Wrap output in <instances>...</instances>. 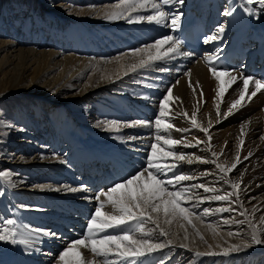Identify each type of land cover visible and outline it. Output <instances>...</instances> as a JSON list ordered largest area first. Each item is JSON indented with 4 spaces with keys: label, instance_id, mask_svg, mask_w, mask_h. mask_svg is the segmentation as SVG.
I'll return each instance as SVG.
<instances>
[{
    "label": "bare ground",
    "instance_id": "obj_1",
    "mask_svg": "<svg viewBox=\"0 0 264 264\" xmlns=\"http://www.w3.org/2000/svg\"><path fill=\"white\" fill-rule=\"evenodd\" d=\"M56 1L62 2L0 0V225L14 231L18 241H25H0V252L6 246L18 250L15 264H64L59 253L70 246L69 242L87 235L86 225L95 209L105 204L101 211L115 214L102 193L145 168L155 136L164 135L182 143L164 146L161 141L158 149L183 153L185 159L162 178L173 179L175 187L168 185L170 191L189 189L181 206L195 215L189 224L179 215L165 217L160 213L159 223L167 236L160 235L151 222L143 224L150 235H142L135 231L141 221H130L123 227L133 233L132 239L164 245L151 253L162 258L159 264H264V243L252 242L253 229L249 226V222L255 225L264 241V192L258 194L264 190V89L248 99L255 90L254 79H259L253 74V65L262 60L257 52L264 46V6L247 4L246 0H226L224 7L223 0H172L167 5L156 0L169 14L166 21L157 24L136 19L154 14L152 9L139 10L129 19H106L105 13L117 0H63L55 5ZM237 1L243 9L236 14ZM193 7L203 15L204 9L209 11L205 25L212 31L203 49L205 56L194 57L179 47V54L148 60L149 55H162L170 42L159 53L147 48L133 54V50L166 36L176 39L183 28L180 17ZM249 11L254 14L249 15ZM174 16L178 20L173 27ZM87 21L103 27L90 26ZM220 27L222 33L218 32ZM246 27L251 30L246 38L258 33L261 42L248 57L239 60L236 69L217 70V79L209 54L234 41L237 31ZM213 36L217 38L211 39ZM141 58L147 63L133 70ZM247 77L253 80L245 92ZM241 93L245 94L244 101L227 114ZM161 104L164 117H159ZM193 113L207 132L193 127ZM66 116L74 121L78 117L79 123L64 126ZM157 118L173 127L165 132L162 126L158 131L154 125ZM113 121L116 123H110ZM87 137L104 144L113 137L119 146L111 159L88 156L80 151L83 142L77 141ZM213 160L226 168L236 167L221 173ZM68 165L71 171L56 175ZM174 173L194 179L176 182ZM224 175L240 188L233 189L220 178ZM147 182L145 172L137 183ZM199 184L217 191L206 193L192 187ZM136 189L134 183L122 188L120 194ZM230 192L233 195L228 200L207 199ZM9 219L15 223L5 225ZM65 223L72 228L62 229ZM106 234L121 233L119 228H111L97 238ZM120 244L123 250L126 245ZM234 245L239 250H232ZM112 248L107 259L92 255L82 246L72 249L66 259H74L81 252L91 264H130L116 254L114 245ZM148 257L135 264L141 260L146 264Z\"/></svg>",
    "mask_w": 264,
    "mask_h": 264
},
{
    "label": "snow or ice",
    "instance_id": "obj_2",
    "mask_svg": "<svg viewBox=\"0 0 264 264\" xmlns=\"http://www.w3.org/2000/svg\"><path fill=\"white\" fill-rule=\"evenodd\" d=\"M172 0H162L164 5L171 3ZM176 3H182L183 0H175ZM247 4H259L264 6V0H246ZM152 9L154 14L147 16H137L136 19L143 21H155L157 24L163 23L168 19V13L164 12L161 8V4L157 3L156 0H117L114 3L113 9L109 12L105 13L106 19H129L133 13L139 10H148ZM226 15H230L231 13H225ZM249 15H253L254 13L249 11ZM178 17H173L171 20V24L174 27L177 23ZM218 32H223V27L218 29ZM217 37L213 36L211 39H216ZM170 46L165 50V52L156 55H149L148 60H160L168 56L169 54H179V45L180 40L174 39L172 36H166L160 40L155 41L152 45H148L142 49L133 50V54H137L140 52H144L147 48H155L157 53H159L160 48L169 44ZM207 42V41H205ZM119 59V58H117ZM147 61L143 58L140 59L138 64L132 66L133 70L137 67H144ZM213 75L219 79V75L217 74V69L213 67L211 69ZM249 80H253L252 77H247L244 79V89L247 92ZM255 90L250 93L248 99L251 100L258 92L264 89V79H254ZM167 101V96L164 98ZM245 94L241 93L239 99L235 100L230 106L228 113L231 114L232 110L235 109L238 105H241V102L244 101ZM217 115L220 113L219 106H217ZM226 114V115H227ZM183 115L187 116V113ZM164 104H161L159 117H164ZM192 125L195 128H199L203 132H207L206 128H201V126L196 122L195 113H193L192 117ZM115 124L116 122H110ZM149 124L153 122H147ZM154 125L156 129L159 131L163 126V130L167 132L168 129L172 128L173 125L165 124L164 121L160 118H157L154 121ZM177 131H188V129H177ZM211 140V137H208ZM155 143L150 145L151 155L147 160V164L145 168L139 170L132 177L115 183L106 193H102L107 196V202L113 207V212L115 214H108L101 211V208L105 207V204H101L100 208L95 209L94 214L90 217L86 228L87 235L81 239H78L74 242H69L70 246H66V248L59 253V260L63 261L64 264H91V262L86 261L81 252L76 253V257L74 259H66L69 255V252L74 248H80L81 246L84 249L90 251V253L94 256L104 257L107 259L109 255L112 254L113 248L115 246V252L121 258L128 260L130 264H135V261L140 260L141 257H145L146 255L151 254L153 251L163 247L164 245L153 243L147 239H132L133 233L128 232L123 226L127 225L130 221H141L140 224L137 225L136 232L141 233L142 235H150L149 232L145 231L143 226L144 222H151L156 225V228L159 229L160 235L167 236L168 233L160 226L159 223V214L163 213L165 217L172 215L175 217L176 215L181 216L183 219L187 220L189 224L192 223L191 216L195 215V213H190L189 210L185 207H182L181 204L184 199L185 193L189 191V189L185 188L182 190H172L170 191L168 185H173V179L164 180L162 177L169 171H173L175 167L178 166L177 162L185 159V155L183 153H177L174 150L165 151L164 147H160L158 149V145L160 142H163L164 146H174L180 145L182 140H176L171 138H166L164 135H156ZM199 143V142H198ZM186 147H195L196 145L186 144ZM212 156L216 157L217 153L212 152ZM174 157L173 161H168L166 158ZM197 160H200V157H196ZM191 163V159L188 161ZM207 162V161H205ZM237 162H239V157H237ZM212 163L216 164V168L219 169L221 173L230 172L232 169L236 167V164H233L231 168H226L223 164L216 163L215 160ZM145 172L147 173V183H137L142 181L145 177ZM222 180L230 183L233 189H239L240 185L237 182H231L227 180V176H221ZM194 177L183 175V174H175L174 180L176 182L191 180ZM137 184L136 191L129 190L125 193L120 194V190L122 188L128 187ZM192 187L202 188L206 193H214L217 191L214 187H206L204 184L193 185ZM71 191H77V189H70ZM233 195V193H227L225 195H215L212 197H207V199L214 200H228ZM84 199H89V197L85 196ZM99 199V196L96 197ZM230 209H221V211H228ZM208 210H205L207 213ZM153 213L157 214L153 216ZM245 213H241L244 215ZM264 221V217L261 218ZM15 221L9 219L4 222L5 225L14 224ZM165 223H171L170 220L165 219ZM239 223H243L242 221ZM249 226L252 227V242L255 244L264 243L259 238L257 227L252 225L249 222ZM193 227H195L193 225ZM111 228H119L121 234H106L102 237H99V233L106 232L107 229ZM52 235H56L53 233ZM232 235V233H229ZM16 233L12 231L10 228L0 225V241H11L12 243H24L25 241H17L15 239ZM185 238H187L185 236ZM203 238V237H201ZM87 241V243H86ZM124 242L126 247L121 250L120 242ZM168 244H171L172 241H167ZM186 247V245H185ZM232 250H239V246L234 245ZM215 254V253H212ZM226 254V253H225ZM197 255H201V253H197ZM111 264V262H108ZM140 264H143V261H140Z\"/></svg>",
    "mask_w": 264,
    "mask_h": 264
},
{
    "label": "rangeland",
    "instance_id": "obj_3",
    "mask_svg": "<svg viewBox=\"0 0 264 264\" xmlns=\"http://www.w3.org/2000/svg\"><path fill=\"white\" fill-rule=\"evenodd\" d=\"M57 2V1H56ZM62 2H64L63 0H62ZM62 2L61 1H58L57 3H55V5H59V4H62ZM59 3V4H58ZM211 5V4H210ZM15 34V33H14ZM14 97H18V95L17 94H15L14 95ZM69 111H71V113L73 112V109L71 110L70 109V107H69ZM62 114V113H61ZM227 118V117H226ZM226 118L224 119V120H226ZM77 119H78V117H77ZM76 118H75V121L74 120H70V118L69 117H67L66 116V118H65V120H63V125L64 126H70L72 123H79V119L77 120ZM47 121H49V120H47ZM78 137H80V136H78ZM257 138L259 139V138H261V134L260 135H258L257 136ZM260 140V139H259ZM262 141V140H261ZM244 147H246V145L244 146ZM36 149V148H35ZM212 150V149H211ZM231 148H229L228 149V156H229V158H232L233 157V152H231ZM17 152V151H16ZM242 153H243V151H242ZM220 159V158H219ZM138 162H139V160H138ZM68 166H70V165H68ZM127 167H129V166H127ZM68 168V167H67ZM67 168H64V170H59L57 173H56V175H60L61 174V172H64L65 170L68 172V169ZM262 192H264V190L263 191H261V192H259L258 194L260 195ZM12 203L14 204V205H18V206H21L20 205V203L19 204H16V203H14L13 201H12ZM238 205V204H237ZM145 223V222H144ZM152 224V223H151ZM149 227V226H148ZM147 227V228H148ZM262 239V238H261ZM264 240V239H263ZM149 257L148 258H146L145 260H146V264H153V262H154V264H156L157 262V264H159L161 261H162V258L160 259V257L158 256V257H156V254H149L148 255ZM151 256V257H150ZM156 259H158V260H156ZM148 260H150V261H148ZM157 261V262H156ZM150 262V263H149Z\"/></svg>",
    "mask_w": 264,
    "mask_h": 264
}]
</instances>
